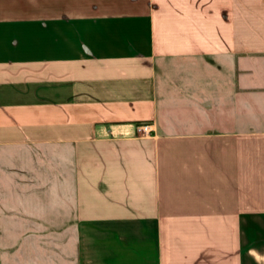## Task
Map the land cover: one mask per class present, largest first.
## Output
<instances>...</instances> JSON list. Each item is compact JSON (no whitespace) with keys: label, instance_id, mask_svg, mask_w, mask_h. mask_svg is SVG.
Returning <instances> with one entry per match:
<instances>
[{"label":"crops","instance_id":"crops-1","mask_svg":"<svg viewBox=\"0 0 264 264\" xmlns=\"http://www.w3.org/2000/svg\"><path fill=\"white\" fill-rule=\"evenodd\" d=\"M0 264H264V0H0Z\"/></svg>","mask_w":264,"mask_h":264},{"label":"built area","instance_id":"built-area-1","mask_svg":"<svg viewBox=\"0 0 264 264\" xmlns=\"http://www.w3.org/2000/svg\"><path fill=\"white\" fill-rule=\"evenodd\" d=\"M147 125H140L138 128H137V131H142V132H146L147 131Z\"/></svg>","mask_w":264,"mask_h":264}]
</instances>
